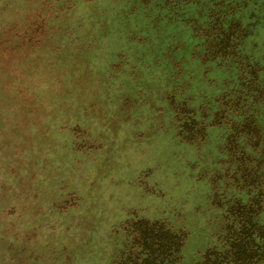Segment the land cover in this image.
I'll return each instance as SVG.
<instances>
[{"label": "rangeland", "instance_id": "1", "mask_svg": "<svg viewBox=\"0 0 264 264\" xmlns=\"http://www.w3.org/2000/svg\"><path fill=\"white\" fill-rule=\"evenodd\" d=\"M220 1L0 0V264H120L141 220L194 264L231 204L264 230V0Z\"/></svg>", "mask_w": 264, "mask_h": 264}, {"label": "trees", "instance_id": "2", "mask_svg": "<svg viewBox=\"0 0 264 264\" xmlns=\"http://www.w3.org/2000/svg\"><path fill=\"white\" fill-rule=\"evenodd\" d=\"M233 0H223L216 4L218 8L230 6ZM211 13L220 21L221 15L219 9L213 7ZM222 13V12H221ZM241 32L238 26H233L232 30L223 34V39L212 50L206 54H213L214 57H235L237 55V46L242 42ZM213 58V57H212ZM238 60L245 58H239ZM238 61V66L241 64ZM240 69V68H239ZM244 75L251 80L250 76L257 73L255 69H245ZM234 138H237L233 136ZM236 143V140H235ZM246 184L243 182L242 187ZM262 184L251 183L253 189L259 190L255 193L257 201L264 199V188ZM222 194L215 193L212 195V203L222 206ZM246 206V205H245ZM240 207L239 205L229 206L224 210L222 217L224 220L223 230H219V237H216L212 244L203 252L200 260L194 264H262L264 250V230H250L253 218L249 215L250 207ZM249 209V210H248ZM160 225L155 230V225ZM238 224L239 229H235ZM165 222H136L125 230L129 236V241L123 251V258L120 264H181L183 260V248L186 241V234L174 229L165 230ZM166 227V226H165ZM257 233V234H255Z\"/></svg>", "mask_w": 264, "mask_h": 264}]
</instances>
